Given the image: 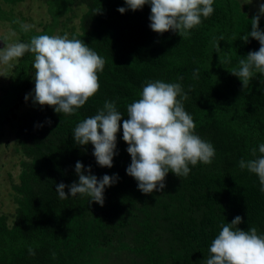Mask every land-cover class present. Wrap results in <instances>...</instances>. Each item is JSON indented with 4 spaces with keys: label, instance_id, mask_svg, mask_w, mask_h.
<instances>
[{
    "label": "trees",
    "instance_id": "1",
    "mask_svg": "<svg viewBox=\"0 0 264 264\" xmlns=\"http://www.w3.org/2000/svg\"><path fill=\"white\" fill-rule=\"evenodd\" d=\"M42 1L51 16L42 33L22 31L1 7L0 20L19 31V42L53 31L83 39L106 64L97 73L98 92L70 115L36 104L17 116L16 103L34 92V54L25 53L8 67L7 83L0 86V144L10 125L20 170L18 181H10L13 212L0 211V264H203L220 226L238 215L242 230L254 226L264 234L259 179L239 167L241 159H254L253 148L259 155L264 144V74L254 73L246 88L231 74L240 58L260 47L251 37L242 40L255 16L241 10L246 8L242 1L214 0L213 14L202 17L186 37L152 31L150 4L132 11L125 0ZM22 2L0 0L5 5ZM120 7L127 11L121 14ZM76 9L80 16L73 23ZM220 58L230 62L220 63ZM156 80L182 85L195 134L210 142L216 154L210 164L189 165L186 177L169 172L162 192L144 194L126 172L131 156L122 125L127 105L140 98L146 82ZM106 100L114 101L123 116L111 168L97 164L91 143L80 146L73 138L75 126ZM77 161L85 169L90 166L98 179L118 175L105 188L103 206L86 195L71 197L68 188V198H59L57 184L78 182Z\"/></svg>",
    "mask_w": 264,
    "mask_h": 264
},
{
    "label": "clouds",
    "instance_id": "2",
    "mask_svg": "<svg viewBox=\"0 0 264 264\" xmlns=\"http://www.w3.org/2000/svg\"><path fill=\"white\" fill-rule=\"evenodd\" d=\"M125 3L132 11L150 4L152 31L163 34L172 30L180 37H186L191 29L202 23V17L208 18L214 12V0H125ZM117 10L121 14L127 11L124 7ZM261 16H264V3L258 6V13L250 20V33L242 37L245 42L249 37L259 41V50L240 58L238 69L231 71L244 88L254 73L264 74ZM13 23L18 24L24 32L32 27L18 18ZM28 52L34 54L35 88L32 94L25 97L26 100L31 98L37 105L51 106L58 114L70 115L98 92L100 84L97 73L103 71L106 61L83 39L69 38L67 34H42L32 36L27 43H5V47L0 49V64L8 65ZM222 62L230 61H221L220 58ZM187 98L188 94L180 83L156 80L146 82L140 98L127 105L128 118L123 120L122 127L131 164L126 172L137 181L138 189L144 194L162 192L169 172L180 178L186 177L191 171L189 165L210 164L215 157L214 146L195 134L194 119L183 106ZM122 118L115 102L106 100L95 115L83 119L73 130L77 145L91 143L94 146L93 155L101 167H113ZM258 150L259 155L257 149L253 148L254 159H241L239 167L257 175L260 191L264 193V144H260ZM75 172L78 182L56 185L60 199L68 198L65 192L68 188L71 197L86 195L91 202L103 206L105 188L111 187L119 179L118 175H104L98 179L91 174L90 166L85 169L79 161L76 162ZM241 223L243 218L238 215L231 223L220 226L221 230L212 240L209 255L203 264H264V234H258L254 226L242 230L239 227ZM28 251L30 255H35L32 248ZM52 256L56 258L54 252Z\"/></svg>",
    "mask_w": 264,
    "mask_h": 264
},
{
    "label": "rangeland",
    "instance_id": "3",
    "mask_svg": "<svg viewBox=\"0 0 264 264\" xmlns=\"http://www.w3.org/2000/svg\"><path fill=\"white\" fill-rule=\"evenodd\" d=\"M241 1L242 5L246 6V8L241 7V10L248 12V14L254 15L258 13V6L264 3V0ZM0 7L7 13L11 14L13 20L18 18L19 20L31 25L32 27L28 32L42 33L46 31L48 25L51 24V16L47 11L48 6L42 0H24V2L22 3H16L13 5H5L1 3ZM73 15V23H77L78 17L80 16L79 9H76L75 14ZM69 16H71V14H69ZM62 19H64L63 16H61V20ZM18 27L20 28L19 25ZM12 33H15V35H12ZM53 33L55 34L56 32L53 31ZM53 33L52 35H54ZM20 37L21 34L19 33V31L12 28L10 21L0 20V40L3 42V46L0 49H3L5 47V43H13L19 41ZM16 60H13L8 65L0 64V86H2L4 82L7 83V78L5 76L8 72V67L11 66V64L15 63ZM32 93L33 92L29 91L28 93L24 94L22 100H19L16 103V106H14L13 109L17 116H21L31 111V108L33 106H36L31 98H29L28 100L25 99L26 96H29V94ZM13 130V127L11 129L10 125H6L0 144V211L8 213L13 212L14 208V205H12L11 198L9 196L11 191L10 181H18V174L20 170L17 154L14 150ZM10 177L12 180L10 179Z\"/></svg>",
    "mask_w": 264,
    "mask_h": 264
},
{
    "label": "water",
    "instance_id": "4",
    "mask_svg": "<svg viewBox=\"0 0 264 264\" xmlns=\"http://www.w3.org/2000/svg\"><path fill=\"white\" fill-rule=\"evenodd\" d=\"M3 46V42L0 40V48Z\"/></svg>",
    "mask_w": 264,
    "mask_h": 264
}]
</instances>
